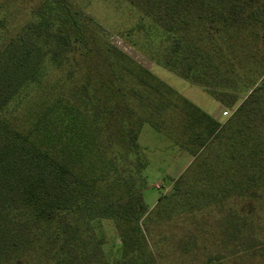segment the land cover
I'll list each match as a JSON object with an SVG mask.
<instances>
[{"label": "trees", "instance_id": "1", "mask_svg": "<svg viewBox=\"0 0 264 264\" xmlns=\"http://www.w3.org/2000/svg\"><path fill=\"white\" fill-rule=\"evenodd\" d=\"M125 1L158 32L157 60L171 71L185 69V78L195 72L197 81H221L222 69L231 74L253 60L250 52L235 56L256 44L254 71L241 80L251 92L221 123L99 32L81 29L66 10L58 20L68 33L49 20L22 24L0 42V264H110L87 235L91 216L114 225L120 256L112 264H166L141 227V183L120 180L143 168L136 165L142 126L170 136L191 156L182 183L200 173L220 138L256 122L264 126V0ZM4 26L0 16V34ZM92 51L104 65L87 77L76 56ZM247 141L244 159L252 163L245 162L244 178L224 186L228 201L264 192V137ZM205 197V209L222 202L217 190ZM248 218L230 210L212 250L200 243L202 232L188 231L187 242L176 245L179 254L189 264L243 262L254 252L264 259V240H245Z\"/></svg>", "mask_w": 264, "mask_h": 264}, {"label": "rangeland", "instance_id": "2", "mask_svg": "<svg viewBox=\"0 0 264 264\" xmlns=\"http://www.w3.org/2000/svg\"><path fill=\"white\" fill-rule=\"evenodd\" d=\"M63 10L81 29L99 32L110 45L147 68L179 95L221 123L251 92L250 87H241V80L244 75L254 71V62L258 61L261 54L256 44L235 56L236 61H239L244 53L250 52L254 55L253 60L243 63V69L239 65L235 66L231 74L222 69L221 81H197L195 72L190 74V79L185 78L182 75L185 69L181 68L180 72L171 71L157 60L161 58L155 42L157 37H154L158 36V32L154 31L147 20H142L140 13L125 0H0V16L5 25L4 32L0 34V42L14 34L22 24L40 19L53 21L56 28L64 27L68 33L67 26L58 20ZM101 60L94 51L86 59L76 56L77 64L89 71L85 73L87 77L102 71L104 64ZM245 127L230 137L220 138L218 143L212 145L200 167V173L189 176L182 183L179 177L191 162V156L177 147L170 136L156 131L148 124L142 126L137 139V159L140 164L136 165L143 168L138 170L137 176L129 173L125 177L120 174V180L129 184L136 181L141 183L146 205V212L140 221L141 227L154 251L164 255L166 264L191 263V258L180 255L176 246L187 242L184 236L188 231L196 234L202 232L200 243L205 249L209 246V250H212L210 241H213L216 230L226 223L230 210L248 215L247 227L244 229L247 242L264 240V192L261 195L254 194L253 197L234 196L229 201L223 196L224 186L230 178H244L245 162L252 163L244 159V138L250 144L255 136L261 139L264 137V126L258 122ZM130 158L132 161L135 157ZM119 185L122 188L124 183ZM214 190L221 196V204L210 209L203 208L207 201L205 194ZM178 204H182V207L173 210ZM88 227L87 235L100 242L101 256L112 264L120 256L119 239L112 221L103 216H91ZM253 257L243 262L235 257L221 264H247L254 261L264 264L263 256L258 252H254Z\"/></svg>", "mask_w": 264, "mask_h": 264}]
</instances>
